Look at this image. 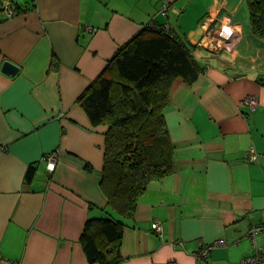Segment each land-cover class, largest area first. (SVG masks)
I'll use <instances>...</instances> for the list:
<instances>
[{
  "label": "crops",
  "instance_id": "crops-1",
  "mask_svg": "<svg viewBox=\"0 0 264 264\" xmlns=\"http://www.w3.org/2000/svg\"><path fill=\"white\" fill-rule=\"evenodd\" d=\"M19 2L0 0V264H90L81 235L108 202L107 125L92 124L78 96L153 20L207 67L191 84H172L164 116L175 172L148 185L132 216L113 211L125 223L122 264H241L254 254L247 232L264 223V40L246 0ZM5 4L17 7L13 16ZM206 26L217 49L200 44ZM6 60L20 65L14 76L2 71ZM218 239L226 244L197 257ZM257 242L264 248V232Z\"/></svg>",
  "mask_w": 264,
  "mask_h": 264
},
{
  "label": "trees",
  "instance_id": "trees-1",
  "mask_svg": "<svg viewBox=\"0 0 264 264\" xmlns=\"http://www.w3.org/2000/svg\"><path fill=\"white\" fill-rule=\"evenodd\" d=\"M246 2L252 31L264 40V0ZM206 67L170 24L153 20L116 50L78 96L90 122L107 125L101 185L108 202L87 218L81 235L90 264H122L116 248L125 224L120 216H132L148 185L175 172L164 116L172 84L176 78L191 84ZM35 170L31 164L27 181Z\"/></svg>",
  "mask_w": 264,
  "mask_h": 264
},
{
  "label": "built area",
  "instance_id": "built-area-1",
  "mask_svg": "<svg viewBox=\"0 0 264 264\" xmlns=\"http://www.w3.org/2000/svg\"><path fill=\"white\" fill-rule=\"evenodd\" d=\"M2 10L8 17H11L17 11V7L13 4L12 5L5 4L3 5ZM218 40L219 38L217 37L216 32L213 30V28H211L210 26H206V32L200 44L202 46H208V47L212 46L214 49H217V47L220 45ZM225 44L226 42H223V44L221 43V46ZM245 102L252 108H254L257 103L256 98L252 94L246 96ZM257 156L258 153L254 149V147H250L248 151L249 159L252 161L256 160ZM46 159H47V164H46L47 169L52 170L56 165L57 156L55 155V153H52L46 156ZM158 227H159V223L155 222L153 224V228H158ZM262 232H264V223L254 224L248 230L247 237L252 240V243L256 246L257 250L254 254L244 257L241 261V264H264V248L260 246L257 242L258 235ZM224 244H226L224 239L215 240L214 242L205 245L200 251L196 253V255L198 258L205 257L209 254V252L212 249L216 247H221ZM92 264H97V263H92Z\"/></svg>",
  "mask_w": 264,
  "mask_h": 264
},
{
  "label": "water",
  "instance_id": "water-1",
  "mask_svg": "<svg viewBox=\"0 0 264 264\" xmlns=\"http://www.w3.org/2000/svg\"><path fill=\"white\" fill-rule=\"evenodd\" d=\"M19 69H20V65H18L17 63L11 60L4 61L3 66H2V71L10 76H14L19 71ZM236 74L230 73V75L232 76H236Z\"/></svg>",
  "mask_w": 264,
  "mask_h": 264
},
{
  "label": "rangeland",
  "instance_id": "rangeland-1",
  "mask_svg": "<svg viewBox=\"0 0 264 264\" xmlns=\"http://www.w3.org/2000/svg\"><path fill=\"white\" fill-rule=\"evenodd\" d=\"M14 1L20 3L19 0H14ZM218 38H220V37H218ZM203 51H204V50H203ZM204 52L206 53V51H204Z\"/></svg>",
  "mask_w": 264,
  "mask_h": 264
},
{
  "label": "snow or ice",
  "instance_id": "snow-or-ice-1",
  "mask_svg": "<svg viewBox=\"0 0 264 264\" xmlns=\"http://www.w3.org/2000/svg\"><path fill=\"white\" fill-rule=\"evenodd\" d=\"M226 31H227V29H226Z\"/></svg>",
  "mask_w": 264,
  "mask_h": 264
}]
</instances>
